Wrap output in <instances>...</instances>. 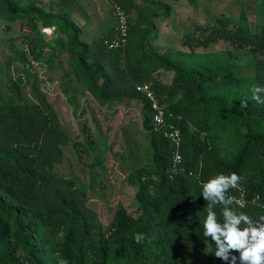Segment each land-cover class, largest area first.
Returning <instances> with one entry per match:
<instances>
[{
    "label": "trees",
    "instance_id": "16d2710c",
    "mask_svg": "<svg viewBox=\"0 0 264 264\" xmlns=\"http://www.w3.org/2000/svg\"><path fill=\"white\" fill-rule=\"evenodd\" d=\"M22 1L0 0V15L24 21L31 30L26 48L17 51L27 71L30 58L39 61L49 46L38 22L56 26L68 37L61 47L74 53L77 70L103 105L142 102L154 167L136 175L139 214L120 205L106 228L78 181L55 171L70 140L39 82L31 84L36 102L28 103L20 82L11 80L8 98L0 94V264H181L183 249L208 255L209 264H229L214 256V243L207 247L202 235L207 202L200 185L218 173L235 172L242 177L247 206L231 207L254 219L264 215V103L251 99L254 85L264 87V24L253 30L245 10L237 18L220 15L197 26L199 35L183 36L187 50L148 52L157 36L155 20L169 16L171 4L181 0H110L128 15L126 43L116 48L108 46L110 36L81 43L82 29L72 18L78 11L75 0H59L51 12ZM219 42L231 49L197 52ZM241 51L255 56L252 76L243 75L237 63ZM160 70L173 74L170 83L155 78ZM144 83H151L167 107L166 125L157 131L152 106L137 91ZM259 95L264 100V93ZM245 99L247 107H241ZM171 126L183 139L182 164L174 178V147L165 136ZM229 195L239 199L242 194L231 190ZM214 210L219 215L221 207ZM136 233L145 236L140 244Z\"/></svg>",
    "mask_w": 264,
    "mask_h": 264
},
{
    "label": "rangeland",
    "instance_id": "374dc122",
    "mask_svg": "<svg viewBox=\"0 0 264 264\" xmlns=\"http://www.w3.org/2000/svg\"><path fill=\"white\" fill-rule=\"evenodd\" d=\"M31 1L51 12L59 0H23L22 4L28 5ZM75 1L78 11L72 18L82 29L81 43L92 45L99 37L110 36L111 40L115 36L117 14L110 0ZM156 1L169 3V0ZM194 1L173 3L169 16L162 14L155 20L157 36L152 39L148 52L187 50L182 44L183 36L199 35L197 26L211 24L220 15L237 18L245 10L253 30L264 24L262 0ZM38 23V30L49 46L39 61L30 58L32 68L27 71L17 51L26 48L25 38L31 30L24 21H8L0 15V94L8 98L11 94L8 83L15 80L22 85L25 101L35 103L31 84L39 82L70 140L62 147L63 162L56 165L55 171L78 181L88 206L109 228L120 205L134 216L139 214L136 175L142 168L154 167L149 135L143 125V104L139 100H124L103 105L90 89L89 79L77 70L74 53L61 47L60 43H66L68 37L56 26ZM42 29L54 30L48 33ZM229 49L227 43L219 42L197 52ZM254 60L249 51L237 52V63L245 76L253 75ZM172 77L171 72L163 70L155 76L165 84ZM180 260L181 264H209L208 255L196 256L189 249L181 250Z\"/></svg>",
    "mask_w": 264,
    "mask_h": 264
},
{
    "label": "clouds",
    "instance_id": "9594fccd",
    "mask_svg": "<svg viewBox=\"0 0 264 264\" xmlns=\"http://www.w3.org/2000/svg\"><path fill=\"white\" fill-rule=\"evenodd\" d=\"M54 29H42L51 33ZM251 99L257 103H264L260 93L264 87L254 85L251 88ZM247 107V100L241 103ZM179 160L180 157H177ZM242 177L235 172L229 174L218 173L206 181L201 182V196L207 202L204 209L206 215L202 220V235L207 242V247L215 245L214 256L229 264H264V215L255 219L244 211L247 202L242 198ZM231 190H240L241 198L229 195ZM257 199H259L257 197ZM255 203V201H253ZM236 205L237 207H231ZM221 207L219 215L214 210ZM134 240L137 244L144 241L143 233H136ZM209 238L211 242H209ZM239 255H232V253ZM67 264V261H61Z\"/></svg>",
    "mask_w": 264,
    "mask_h": 264
},
{
    "label": "built area",
    "instance_id": "2783aa9c",
    "mask_svg": "<svg viewBox=\"0 0 264 264\" xmlns=\"http://www.w3.org/2000/svg\"><path fill=\"white\" fill-rule=\"evenodd\" d=\"M117 14V29L115 36L108 41V46L110 48H116L126 43L127 34H128V15L121 9L116 10ZM137 91L141 93L144 98L151 104L153 111V128L154 130H159L166 125V105L162 104L156 93L152 89L151 83H144L137 86ZM165 136L172 143L174 147V158L173 166L170 170L171 178H174L175 175L181 168L182 164V133L178 127L171 126L165 131ZM177 157H180L178 160Z\"/></svg>",
    "mask_w": 264,
    "mask_h": 264
}]
</instances>
